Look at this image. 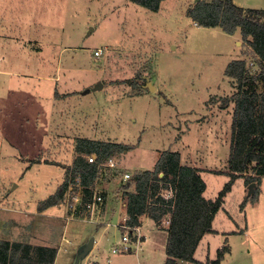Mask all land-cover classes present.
Segmentation results:
<instances>
[{
  "label": "rangeland",
  "instance_id": "1",
  "mask_svg": "<svg viewBox=\"0 0 264 264\" xmlns=\"http://www.w3.org/2000/svg\"><path fill=\"white\" fill-rule=\"evenodd\" d=\"M197 1L163 0L152 11L130 0H0V239L55 246L59 264H74L78 247L93 236L78 264H106L107 257L110 264H164L162 231L142 239L137 253L136 233L127 250L111 249L122 245L124 221L115 212L125 201L123 173L152 169L169 149L184 164L197 162L205 197L217 198L231 181L212 221L217 232L202 236L194 257L215 258L227 244L220 264H264V176L247 195L249 182L225 172L233 103L221 107L234 91L224 74L228 63L245 59L256 72V60L239 28L228 34L195 24L188 11ZM232 1L264 8V0ZM56 93L69 99L56 109L66 113L57 125ZM77 138L135 146L114 153L115 167L96 180L95 192L108 189L104 207L103 200L83 207L80 198L72 215L71 196L82 192L73 186L39 216L36 205L64 179L57 163H72Z\"/></svg>",
  "mask_w": 264,
  "mask_h": 264
},
{
  "label": "trees",
  "instance_id": "2",
  "mask_svg": "<svg viewBox=\"0 0 264 264\" xmlns=\"http://www.w3.org/2000/svg\"><path fill=\"white\" fill-rule=\"evenodd\" d=\"M130 1L157 11L163 0ZM188 14L198 26H218L228 34H233L239 28L247 50L250 49L256 60V72H251L245 59L228 63L224 74L232 79L234 91L230 96L223 97L221 107L233 103L225 172L232 180L240 177L244 185L256 182L258 186L264 176V8H244L232 0H198ZM134 146L77 138L72 163H57L65 170L64 180L53 194L38 201L37 210L59 204L68 183L77 176L82 188L81 206L85 207L92 201L96 191L95 182L100 176L96 163L88 162L87 156L95 153L98 160H104ZM200 171L196 166L182 164L180 154L167 149L160 153L152 169L135 171L121 184L127 215L124 224L139 226L143 216L156 224L165 218L168 221L163 227L167 231L164 264H220L224 254L229 251L228 245L223 244L217 249L215 258L202 262L194 257L202 236L217 232L212 227V221L222 206V196L231 187L229 181L217 198H206L203 195L206 184ZM167 190L172 191V195L166 196L164 192ZM101 193L104 198L106 192L102 190ZM101 204L104 207V200ZM57 250L55 246L0 239V264H53Z\"/></svg>",
  "mask_w": 264,
  "mask_h": 264
},
{
  "label": "crops",
  "instance_id": "3",
  "mask_svg": "<svg viewBox=\"0 0 264 264\" xmlns=\"http://www.w3.org/2000/svg\"><path fill=\"white\" fill-rule=\"evenodd\" d=\"M58 96V97H57ZM68 98V95L67 94H57L56 93V95L54 96V101L52 102V106H53V108H54V110H55V116H56V121H53V123H55V125H57L56 124V122H57V117H59V119H61L63 116H64V114H66L65 113V111H64V114H60L59 112V110H57L56 111V109L58 108V106H60V105H66L68 102H69V99H67ZM60 115V116H59ZM65 118V117H64ZM61 121V120H60ZM57 130V129H56ZM92 139V138H91ZM96 140V139H95ZM97 140H99V139H97ZM180 158H181V162L184 164V158L185 157H181V154H180ZM60 163V162H59ZM197 164V162L194 160V164H192L193 166H196V167H199L200 168V166H198V165H196ZM66 165H70V164H66ZM204 168V167H203ZM64 180V179H63ZM62 180V181H63ZM62 181H61V183H62ZM61 183H59L56 187H58ZM245 186V185H244ZM103 187H104V185H103ZM101 190H104L106 193H107V190L108 189H105V188H102ZM56 190H54L53 192H51L50 194H53L54 192H55ZM49 194V195H50ZM48 195V196H49ZM112 196V198L113 199H115V198H117L116 196V194L114 193V194H112L111 195ZM207 198V197H206ZM101 203V202H100ZM97 204V203H96ZM95 204V205H96ZM57 205V204H56ZM56 205H54V206H51V207H49V208H47V209H45V210H42V211H38V214H39V216L40 215H45V214H47L48 215V212H50V210H55L54 208H55V206ZM94 205V206H95ZM93 206V207H94ZM36 207H37V205H36ZM103 207V206H102ZM102 207L100 206V210H102ZM116 214H119V219L120 218H122V220L123 221H125V219H126V217H127V215H126V210H125V201H123V202H121V205H118L117 206V208H116V212H115ZM94 214V213H93ZM100 215L102 216H104V213H103V211L100 213V212H97L96 213V217L97 218H100ZM93 218V217H92ZM91 221H95V220H91ZM105 222L106 221H104V222H98V225H96L95 226V228L98 230V229H104V228H102L104 225H105ZM119 222V221H118ZM108 223V222H107ZM167 223V222H166ZM90 224V223H89ZM154 221H152L150 218H148V217H146V216H143L142 218H141V223L139 224V232H140V238H139V242L142 240V239H145L146 238V236L148 235V234H153L154 236L157 234V232L158 231H162V233H164V235H161V236H159L160 238H161V241H164V247H165V244H166V239H167V231L164 229V228H161V229H159V228H155V226H154ZM163 227H166V226H163ZM100 236H102L101 234H100ZM133 236H131V238H132ZM162 244V243H161ZM135 245H136V247H135V252L137 253L138 251H139V249H140V246H139V243L138 244H136L135 243ZM93 246H94V243H93ZM64 250H67V248H65ZM58 252H59V249H58V251H57V254L56 255H58ZM142 256V258H143V261L145 262V260H146V254H142L141 255ZM56 258H57V256L55 257V261H54V264H59L57 261H56ZM105 262H106V264H110L111 263V259L109 258V257H107V259L105 260ZM104 264L103 262H100L99 260H95V259H93V260H87L86 261V264Z\"/></svg>",
  "mask_w": 264,
  "mask_h": 264
},
{
  "label": "built area",
  "instance_id": "4",
  "mask_svg": "<svg viewBox=\"0 0 264 264\" xmlns=\"http://www.w3.org/2000/svg\"><path fill=\"white\" fill-rule=\"evenodd\" d=\"M196 24V23H195ZM100 54H102V50L101 49H96L94 51V56L97 57ZM87 160L88 162H94L96 163V168H97V172L101 177H106L108 175L109 170H111L113 167H115V160L113 156H108L106 157V159L104 160H98V157L95 153H91L87 156ZM99 176V177H100ZM131 176V174L129 172H124L123 173V181H127V179ZM73 186H78L80 187V177L77 176L75 178L74 181H70L68 183V190H72ZM102 189V188H101ZM99 190V192H94L92 201L86 204V207L88 208H92L97 202H101L103 200V195L101 193L102 190ZM166 196H170L172 195V191L167 190L164 192ZM81 193L80 192H76L75 194H73L71 196L72 200H73V204L74 205H70V207L72 208V215H74V213L76 212L77 208V202L80 198H81ZM79 205L81 204V202L78 203ZM71 215V216H72ZM168 222V221H166ZM120 227L122 228V235H121V241H122V245L120 247H112L111 251L113 253H117L122 249L127 250L129 248V246L125 243L126 241H128L131 236L134 235V233H136L135 235V243L138 244L139 243V238H140V232H139V226H133V227H129L126 224L122 223L120 225Z\"/></svg>",
  "mask_w": 264,
  "mask_h": 264
},
{
  "label": "water",
  "instance_id": "5",
  "mask_svg": "<svg viewBox=\"0 0 264 264\" xmlns=\"http://www.w3.org/2000/svg\"><path fill=\"white\" fill-rule=\"evenodd\" d=\"M147 86L148 88H152L153 85L149 82H147ZM99 87H102V83H97V85H95L93 87V89H99ZM88 89H86L85 92H87ZM255 187V182H251L248 184L247 188H248V192H247V195L251 194L253 189ZM93 243H94V237H90L88 239V241L86 243H83L82 245H80L77 249V254H76V258H75V261H74V264H78L80 259L83 258L87 253L88 251H90V249L93 247Z\"/></svg>",
  "mask_w": 264,
  "mask_h": 264
}]
</instances>
